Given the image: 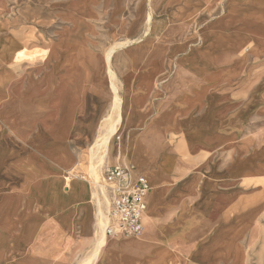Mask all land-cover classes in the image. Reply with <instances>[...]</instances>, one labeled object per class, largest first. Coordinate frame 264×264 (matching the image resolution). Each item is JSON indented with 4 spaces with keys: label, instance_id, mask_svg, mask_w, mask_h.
<instances>
[{
    "label": "crops",
    "instance_id": "obj_1",
    "mask_svg": "<svg viewBox=\"0 0 264 264\" xmlns=\"http://www.w3.org/2000/svg\"><path fill=\"white\" fill-rule=\"evenodd\" d=\"M196 1L169 0L178 25H190L198 10H211L219 2L199 0L194 6ZM225 4L227 11L236 8L253 17L264 12V0H226ZM62 6L51 10L62 11ZM18 7V12L28 14L22 27L30 28L34 5L18 3ZM14 23L21 27L19 18ZM19 32L12 30L10 40L0 36V264H245L236 243L245 229L236 232L232 227L236 219L244 221L251 214L235 213L229 221L228 206L259 191L244 194V163H235L229 173L225 157L229 142L236 145V156L248 149L254 156L259 148L252 138L250 143L238 134L239 121L234 122L236 130L228 133L225 113L215 116L213 91L229 71L240 68L238 57L215 54L214 46L222 41L211 38V31L205 34L210 37L200 35L196 48L175 40L161 51L140 52L132 59L129 51L124 53L121 65L113 68L121 83V118L101 178L92 181L75 174L67 179L66 171L82 170V150L71 148L67 137L61 161L45 154L51 135L43 128L37 130V123L51 122L52 105L50 99L37 102L34 76L13 65V57L21 51ZM203 46L208 48L201 55ZM54 47L49 43L42 50L50 53ZM66 91L73 98L71 120L77 121L81 138L91 133L96 139L100 127L93 112L90 123L84 120L90 115L84 106V85ZM96 105L92 103V111ZM65 111L60 107L62 117ZM37 164L41 174L30 178L28 171ZM115 165L131 167L132 179L143 175L150 184L143 231L135 238L104 232V242L97 246L99 208L106 213L111 201L104 171ZM245 170L252 172L248 179L264 178L253 163ZM98 183L106 187L107 205ZM258 213L255 224L246 230L259 228ZM110 220L107 216L105 224ZM97 248V257L90 263L88 258Z\"/></svg>",
    "mask_w": 264,
    "mask_h": 264
},
{
    "label": "rangeland",
    "instance_id": "obj_2",
    "mask_svg": "<svg viewBox=\"0 0 264 264\" xmlns=\"http://www.w3.org/2000/svg\"><path fill=\"white\" fill-rule=\"evenodd\" d=\"M225 1L219 0L211 10H198L193 22L182 27L174 19L175 8L170 5L169 0H0V36L10 40L12 30L20 31L21 51L13 57V65L30 71L34 76L37 102L47 99L51 101V122L46 125L37 123V130L39 128L42 131L43 128L45 133L51 135V140L46 141L45 154L60 161V153L66 147L64 139L68 137L71 148L82 150V170H70L71 174L99 181L107 162L110 143L96 146V139H92L91 133L84 137L85 140L81 138L77 121L71 120L74 112L73 98L66 89L72 90L76 84L84 85V106H87L90 113L89 116H84V120L90 123L93 112L94 123L100 127L98 136L105 133L113 124L117 113H120L121 83L117 77L112 79L111 72L114 73L113 68L121 65L124 53L129 51V58L132 59L140 52L161 51L167 47L166 43L175 40H184V45L196 48L200 45V35L211 31V38L222 41L214 46L213 52L229 54L230 58L238 57L237 67H240L235 72L229 71L221 85H215V116L225 113L229 120L228 133L236 130L234 122L239 121L242 128L237 131L238 134L243 136L244 141L247 137L252 143L253 139L259 148L254 156H251V149L245 150L243 156H236V145L229 142L225 157L227 170L230 173L235 163H244L243 192L248 196L253 191L259 193L229 203L228 220L233 222L238 213H249L254 215L251 219L254 221L259 212V228L251 232L246 230L250 225H245V232L238 236L236 243L243 251L245 264H264V178L248 179L252 172L245 170L253 163L264 174V12L261 10L254 17L245 11H237L236 8H232L230 12V8L227 11ZM18 3L34 5L35 11L30 12L33 16L30 28L22 27L23 21L28 20V14L18 12ZM59 5H63L62 11L51 10V6ZM232 17L235 18L234 21H228ZM18 18L21 22L19 29L15 23L12 24ZM137 38L140 39L132 42ZM131 39L130 43L124 44ZM49 43L55 44V47L50 53H44L42 47ZM10 45L5 44L6 47ZM206 48L208 47L201 48V55L206 52ZM37 88L41 89V93L38 89L40 95ZM61 88L65 90L56 95L55 89ZM115 99H119V102L115 103ZM93 102L97 104L94 111L91 108ZM60 107L66 108L63 117ZM96 110L99 112L97 121ZM100 156H103V166L94 171L92 166L100 161ZM87 165L89 168H86ZM28 173L30 178L33 175L37 179L41 174L40 166L37 164L35 170ZM105 214L110 217L109 210ZM146 219L147 213L145 223ZM105 223L103 221L104 232ZM132 237H140V234ZM96 251L98 252V248L88 258L90 263L95 253L97 257Z\"/></svg>",
    "mask_w": 264,
    "mask_h": 264
},
{
    "label": "built area",
    "instance_id": "obj_3",
    "mask_svg": "<svg viewBox=\"0 0 264 264\" xmlns=\"http://www.w3.org/2000/svg\"><path fill=\"white\" fill-rule=\"evenodd\" d=\"M131 170L128 166L115 165L104 171L106 187L111 191V220L105 227L108 235L133 236L143 230L145 197L150 186L143 175L132 179Z\"/></svg>",
    "mask_w": 264,
    "mask_h": 264
},
{
    "label": "bare ground",
    "instance_id": "obj_4",
    "mask_svg": "<svg viewBox=\"0 0 264 264\" xmlns=\"http://www.w3.org/2000/svg\"><path fill=\"white\" fill-rule=\"evenodd\" d=\"M152 18V17H151ZM138 39H140V38H137V39H134L133 41H132V39L131 40H126L125 42H124V44H128V43H130L131 41L132 42H136V41H138ZM138 43V42H137ZM72 44V43H71ZM72 46V45H71ZM125 48V47H124ZM122 49V48H121ZM125 50V49H124ZM113 51V50H112ZM72 62V61H71ZM111 77H112V79H114V73L113 72H111ZM61 100V99H60ZM73 100V99H72ZM61 102V101H60ZM114 102L115 103H118L119 102V99H115L114 100ZM59 103V102H58ZM119 121H120V113H117V115H116V117H115V120L113 121V124L111 125V126H109L106 130H105V133H103V134H100V135H98L97 137H96V140H95V145L96 146H99V145H108L109 143H110V140L112 139V136L116 133V131H117V127H118V123H119ZM51 150H53V149H51ZM108 153V152H107ZM99 155V154H98ZM63 159V158H62ZM103 156H100V161L96 164V165H94V166H92V170H94V171H96V168L97 167H101V166H103ZM61 161V160H60ZM105 163V162H104ZM64 171V170H63ZM65 173H63V175H64ZM66 177H67V179L70 177V176H73L72 174H71V171H66ZM146 178V177H145ZM36 179V178H35ZM146 180H147V178H146ZM21 182V181H20ZM147 182H148V180H147ZM97 183V182H96ZM148 184H149V182H148ZM98 185H99V190H100V192L103 194V197H104V200L103 201H105L106 202V205L109 203L108 201V197H107V193L105 192V189H106V187L104 186V185H101V184H99L98 183ZM149 186H150V184H149ZM67 187V186H66ZM95 191V190H94ZM93 191V192H94ZM95 193V192H94ZM12 194V193H11ZM95 195H97L96 193H95ZM13 197V196H12ZM108 202V203H107ZM11 204V203H10ZM14 204V203H13ZM14 206V205H13ZM13 208V207H12ZM103 209V208H102ZM102 209H100L99 208V215H100V221H99V224H100V230H101V236H100V238H99V240H98V243H97V245L99 246H101L102 244H103V242H104V227H103V221L105 222V218H107V216H106V214H105V212L103 211L102 212ZM259 209V208H258ZM12 210V209H11ZM260 210V209H259ZM13 212V211H12ZM96 212V211H95ZM145 212V211H144ZM10 213H11V211H10ZM255 213V212H254ZM14 214V213H13ZM144 214L145 213H143V216H144ZM238 214H240V213H238ZM11 217H12V215H11ZM248 217H250V219H245L244 221H241V219H240V221H239V219H236L234 222V224H233V230H235L236 232L237 231H239V230H242V229H244L245 228V225L246 226H248V225H253V224H255L254 223V221H252L251 219H252V217H254V215L253 214H251V215H249ZM109 218V217H108ZM142 220H143V217H142ZM153 221V220H152ZM99 229V228H98ZM238 229V230H237ZM26 230V229H25ZM143 231V230H142ZM142 233V232H141ZM141 233H139V234H141ZM233 233V232H232ZM231 233V234H232ZM138 234V235H139ZM134 236V235H133ZM232 236V235H231ZM111 239V238H110ZM134 239V238H133ZM107 240V239H106ZM105 246V245H104ZM107 246V245H106ZM104 249V248H103ZM95 251V250H94ZM97 252V251H96ZM98 253V252H97ZM96 257V253L93 255V258L92 259H94Z\"/></svg>",
    "mask_w": 264,
    "mask_h": 264
}]
</instances>
